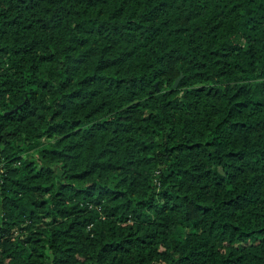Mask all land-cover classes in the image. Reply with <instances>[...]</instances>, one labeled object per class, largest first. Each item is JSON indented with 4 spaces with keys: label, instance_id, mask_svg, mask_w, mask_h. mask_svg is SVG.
I'll return each instance as SVG.
<instances>
[{
    "label": "trees",
    "instance_id": "obj_1",
    "mask_svg": "<svg viewBox=\"0 0 264 264\" xmlns=\"http://www.w3.org/2000/svg\"><path fill=\"white\" fill-rule=\"evenodd\" d=\"M0 264H264V0H0Z\"/></svg>",
    "mask_w": 264,
    "mask_h": 264
},
{
    "label": "water",
    "instance_id": "obj_2",
    "mask_svg": "<svg viewBox=\"0 0 264 264\" xmlns=\"http://www.w3.org/2000/svg\"><path fill=\"white\" fill-rule=\"evenodd\" d=\"M181 76H182V74L176 78V80H175V82H174V85H177V84H178V82H179ZM157 88H159L158 84H157Z\"/></svg>",
    "mask_w": 264,
    "mask_h": 264
}]
</instances>
